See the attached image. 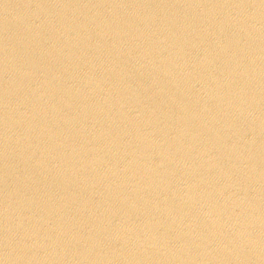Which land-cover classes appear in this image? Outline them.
<instances>
[{
  "label": "water",
  "instance_id": "95a60500",
  "mask_svg": "<svg viewBox=\"0 0 264 264\" xmlns=\"http://www.w3.org/2000/svg\"><path fill=\"white\" fill-rule=\"evenodd\" d=\"M0 264H264V0H0Z\"/></svg>",
  "mask_w": 264,
  "mask_h": 264
}]
</instances>
